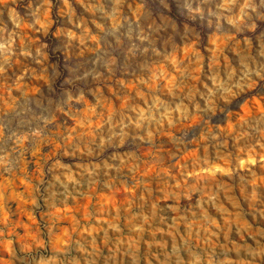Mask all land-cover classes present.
Instances as JSON below:
<instances>
[{"label":"rangeland","instance_id":"rangeland-1","mask_svg":"<svg viewBox=\"0 0 264 264\" xmlns=\"http://www.w3.org/2000/svg\"><path fill=\"white\" fill-rule=\"evenodd\" d=\"M77 263L264 264V0H0V264Z\"/></svg>","mask_w":264,"mask_h":264},{"label":"bare ground","instance_id":"bare-ground-1","mask_svg":"<svg viewBox=\"0 0 264 264\" xmlns=\"http://www.w3.org/2000/svg\"><path fill=\"white\" fill-rule=\"evenodd\" d=\"M45 20H47V13L44 15V17H43ZM194 167V166H193ZM187 169V168H186ZM184 171H186V170H184ZM194 171H195V169H194ZM188 172V171H187ZM194 178V177H193ZM196 178L198 179V181L199 180H204V179H208V180H212L213 178H214V176L211 174V172H210V170H207V169H201V170H199L198 171V174L196 175ZM194 180V179H193ZM208 180H206V181H208ZM208 182H210V181H208ZM210 184V183H209ZM205 184H203V186H204ZM207 185V184H206ZM202 186V187H203ZM208 187V186H207ZM92 256H93V254H91ZM209 256H211V255H209ZM87 258V257H86ZM93 259V258H92ZM97 262V261H96ZM92 263V262H91ZM94 263V262H93ZM77 264H79V263H77ZM98 264V263H97ZM148 264V263H147ZM255 264V263H254Z\"/></svg>","mask_w":264,"mask_h":264}]
</instances>
